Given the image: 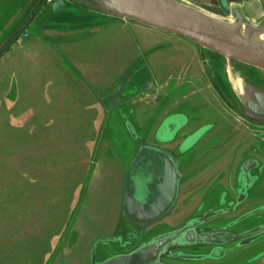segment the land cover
Masks as SVG:
<instances>
[{"label":"water","instance_id":"obj_1","mask_svg":"<svg viewBox=\"0 0 264 264\" xmlns=\"http://www.w3.org/2000/svg\"><path fill=\"white\" fill-rule=\"evenodd\" d=\"M0 1L3 2L0 3L2 6L14 3L11 0ZM8 1L11 2L7 3ZM68 1L116 20L133 22L183 37L202 49L220 55L226 61L230 85L236 91V98L243 105L244 111H241V115L238 116L244 117L246 115L264 125V89L256 84L246 82L243 75L234 70V65H244L264 71V39L256 38L257 35L264 34V8L259 3V1L264 3V0H247V3H245L246 0H210L209 2L212 3L213 7L204 8L180 0ZM41 2L42 0H38L33 5L31 1V9L20 19L21 21L17 22L15 30L8 37L0 40V54L7 50L24 32ZM70 7L71 3L68 4L65 0H57L50 7V11L58 16L60 23L56 28L57 33L53 34V38L48 35L45 36V41L52 44L53 47H59L58 42L61 41L75 42L82 38H92V36L99 39L100 34L106 29L95 25L92 14L70 12L68 11ZM205 11L226 17L232 16L234 22L217 19L208 15ZM21 12L19 10L10 12L8 20L16 19ZM249 17L252 22L248 20ZM89 28L93 29L86 30ZM127 31L123 32L127 33ZM84 34L87 37H84ZM129 38V42L125 40L129 46L123 47L125 53L132 52L129 48L134 40L131 37ZM105 40L108 41V39ZM98 44L101 43L98 42ZM111 46V44H105L106 57L101 58L100 63L103 69L106 68L107 64H110L112 59L107 52H117L115 51L116 47ZM162 47H164L163 44L153 47L152 50ZM138 51L140 50H136L137 53ZM80 59L81 57H79ZM92 61L97 63L95 58ZM73 65L76 72L81 76L80 69L82 67L78 68L75 64ZM136 70L137 68L123 79L111 78L115 81L106 84L113 86L108 89L98 85L101 82L98 84L89 83V86L79 87L77 81L73 80L72 75H68L65 71L64 73L68 75L66 82L60 79L59 73H55L52 78L50 75L47 84L46 79L43 78L45 89L42 92L44 93L40 92L42 95L36 99V109L30 111L31 118L24 117L22 122H26V124L21 126H14L13 119L7 118L4 120L6 124L0 128V137L5 136L9 131H14V129L18 130L19 132L16 135L18 138L14 141V150H16V146L23 145L28 139H31L32 143H36L49 138L56 121L57 115L54 112L53 102L58 99V94H45V91L48 88L50 92L51 89L54 90L53 92H57L56 89L59 88H54L59 87L62 83L63 86L68 87V91L71 89V84L76 85L75 89L72 88L73 91L69 93L68 98L63 102L67 109H61L62 115L67 114V117L80 118L75 120L74 124L77 134L83 128H89L97 132L95 128L96 119H93L94 122L91 123L84 122L86 121L85 113H87H84V110H93L95 107L101 109L103 107L104 110H108L113 106L121 107L123 103L135 97L143 99L144 95L154 92V82L151 77L145 74H141L142 79L139 83L131 84L126 88ZM101 78L111 80L106 72L103 73ZM232 80L240 81L241 91ZM8 89L11 90L10 93L8 92L5 96L1 94L0 105L2 107L11 106L12 100H10V97L14 96L12 94L13 88L9 85ZM56 108H59L58 103ZM0 111L2 113V109ZM78 112L83 114V119L78 117ZM43 113L44 116L42 117ZM99 113L96 112V117ZM106 113L105 111L104 114L106 115ZM5 115H7L6 111ZM125 121L129 134L137 144L136 155L131 160L129 167L127 169L123 168V181L119 197L120 212L130 226V230L122 235L125 239L120 237L96 241L90 252V260L81 264H168L162 261L163 258L167 257L191 264H205V261L217 259L220 254L224 256L225 253H235L237 249L262 239L264 232L260 226L253 228L250 227V224L242 225L239 222L228 223L225 226L212 229L210 232L199 229V226L205 224L208 220L210 221L211 217L224 214L223 211L216 210L204 214L198 212L200 215L178 227L173 225L166 231H158L152 234L158 225H167L163 222L173 215L183 194L184 178L182 168L178 163L176 153L164 145L168 143V140H173V136L184 128L189 120L181 113L168 115L162 124V128L171 130L170 135L168 134L169 136L165 140L163 138L156 140L157 142L154 144H150L144 136L138 134L131 121L127 118ZM39 124L43 125L44 129H38ZM168 125L172 126L171 129ZM202 128L197 132L198 136L197 134L193 135L185 141L180 148L181 154L197 144L201 135L205 133L203 131L205 128ZM165 130L160 135L161 137L167 135ZM1 141L2 139H0ZM27 157L29 158L23 159H28L30 164L32 160L33 162L38 160L42 163V161L46 162L47 159H51L48 155H45L43 159L37 155H28ZM106 158L109 160L108 156ZM256 163L259 164L256 169L259 170V176L262 178L264 164L253 158H246L241 161V174L247 176L248 170ZM44 168V171L36 168L37 176L34 177L29 172V177L25 182L26 185L22 187L17 178L20 174L16 173L14 176L16 179L11 182L7 180L8 185L5 193L0 192V231L2 227V233H0V264H48L47 258L52 256L55 248L53 239L64 234L68 225L66 217L59 221L55 217L58 213L59 215L61 213L59 211L60 202L55 201L56 197H51L52 191L48 190L47 187L45 189L50 194L39 191L40 185L45 184L44 182L48 181L50 173L53 172V167L49 164ZM2 177L5 179L4 176ZM33 187L35 189H32ZM242 196L244 197L245 194ZM46 224H50V226L49 230L46 229L45 231ZM234 228L237 230H234ZM110 242H121L122 249L114 252L109 257L98 260L97 248L100 245H108ZM44 243L46 244L45 247H41L39 251V245H44ZM225 244L233 245V247L228 249L224 246ZM208 248L212 249L209 251ZM196 249H200L201 253L192 251ZM206 249H208V252H206ZM223 256L220 259L224 258Z\"/></svg>","mask_w":264,"mask_h":264},{"label":"rangeland","instance_id":"obj_2","mask_svg":"<svg viewBox=\"0 0 264 264\" xmlns=\"http://www.w3.org/2000/svg\"><path fill=\"white\" fill-rule=\"evenodd\" d=\"M11 1H14L12 5L6 4L3 6L1 5L3 2L0 1V40L8 37L10 33L15 30L17 22L21 21L20 19L31 9L32 3L34 5L38 0H31L32 3L31 1L29 2V0ZM54 1L57 0H42L35 14L38 15L40 11V14L50 12V7ZM180 1L201 8L213 7L212 3L209 2L210 0ZM245 3H247V0ZM15 10L22 12L19 17L9 21L10 12H14ZM78 11L79 13L83 12L88 15L96 13L82 7H80ZM205 12L223 21L234 22V17L232 16L224 17L219 14L216 15L214 12ZM248 20L252 22L250 17ZM40 21L42 20H39V22ZM39 22L35 20V22L32 23L31 21L18 39L7 50L0 54V82L2 83L4 80V73L8 70L7 81L10 83L11 88H15L18 75H15L11 68L15 67L18 73L20 72L24 75L22 82L25 86L23 88L30 93L27 94L24 101L25 103H28L32 99L39 98L40 95L44 93L42 91H44L45 87H43L42 80L43 78L46 79L45 76L54 75L55 73L61 74V71L63 73L64 71L67 72L70 76L72 75L74 78L72 79L77 81L79 87L89 86V83L98 84L101 82V84L98 85L104 89H108L113 86L106 84L115 81V79L111 78L118 77L123 79L137 68L129 80L126 86L127 88L131 84L139 83L142 79L141 74L151 77L154 81H158L162 78L163 74H165L163 63L166 59L169 60L172 55L175 57L177 50L185 53L190 48L191 51H195L196 57L198 56L199 47L183 37L161 32L133 22H129L131 25L127 33H122L119 30H110L109 33L103 31L99 39L93 38L94 36L88 38L84 34L83 36L87 37V39L82 38L75 42L61 41L58 42L59 47H53V45L45 41V36L48 35L53 38V34L57 33V29H45V26L41 29ZM50 24V20L44 23V25L48 26H50ZM91 29L93 28L86 30L90 31ZM88 36L90 37V35ZM129 37L134 40L129 48L132 52L129 53L127 50V53H125L123 47L129 46L127 43L130 41ZM105 39H108V41L106 42ZM98 42L101 44H98ZM105 44H111V47H116L115 51L117 52H107L108 56L112 57V59L110 64H107L106 68L103 69L100 63L101 58L106 57L104 52ZM162 44L165 45V47L152 50L153 47ZM32 49L36 51V56L30 54V50L33 51ZM136 50H140L138 51V53L140 52L139 58L137 57L138 53ZM173 51L175 52L173 53ZM205 54L208 56L210 55V58H213V62H217V73L221 80L222 67L220 61H223L224 58L215 53L205 52ZM79 57H81L80 60ZM94 58L98 64L92 61ZM33 61L37 62L36 66H33ZM38 61H40V64ZM73 64L78 68L82 67V69H80L81 76L76 72ZM40 66L43 68L42 71L39 68ZM239 67V70L242 69L247 73L252 70L256 71L259 75L258 78L264 80V71L244 65H239ZM44 69L45 73H43ZM104 72H106L111 80H104L101 78ZM184 79L185 74L182 73L179 84L183 83ZM59 80L57 81L58 83ZM232 81L241 91L242 87L240 81ZM196 85V88L200 86L204 87L205 83L201 82ZM70 86L71 89H69V91L72 92V88L75 89L76 85L71 84ZM56 88L59 87H55L54 89ZM164 88H166V86H164ZM15 89H21V87L18 86ZM168 91L169 90L161 91V93ZM52 93L59 94L58 92H50L48 88L45 91V94ZM184 94V91L179 92L177 99ZM205 95H209L208 92H200L190 96L188 100H182L176 112L177 114H184L185 118L187 117L188 120L192 119L190 125L193 127H195L193 119L202 118L199 123L205 124L202 126L205 128V130H203L205 131V133H203L205 141L201 143L202 150L208 149V144L213 142L218 134H221L223 129L227 127L226 124L232 120V116L216 103L212 105L208 104ZM160 99V94L148 98L151 102L147 106L145 102H142V98L135 97L123 103L121 107L113 106L108 110H104L103 107L101 109L100 107L96 108L94 106L95 109L93 110H84V113L87 112L85 113L86 121L84 122L91 123L94 122L93 119H96L95 128L97 132L89 128H83L78 134L76 133L74 124L76 122L75 120H79L80 118L75 119L74 116L67 117V114H65V117L61 113L60 104H58L59 108H56L57 103L54 101V112L57 116L55 115L56 121L49 138L36 143H32L31 139H28L23 145L19 147L16 146V150H14V141L18 138L16 137L19 132L18 130L14 129V131L7 132L4 138L3 136L0 137V139H3L0 142V192L5 193L7 189L6 186L8 185L7 180L11 182L16 179L14 177L16 173L20 174L17 178L22 187L26 185L25 182H27L30 173L32 177L37 176L36 168L44 171V166L48 164L53 167V172L50 173L48 181L44 182L46 185L41 184L39 191L42 193L46 192L47 194H50L48 190L52 191L51 197H56L57 199H55V201L60 202L59 211L62 213H60V215L58 213L55 217L58 221L66 217L68 225L62 236L53 239V246L55 248L52 256H48L47 258L48 264L86 263L91 258L90 252L96 241L108 238L117 239L123 237L122 235L130 230V226L124 220L120 212L119 197L123 181V168L127 169L129 167L131 160L136 155L137 144L127 130L125 119L127 118L131 121L137 133L144 136L150 144L156 143V140L163 138L160 135L165 130L162 128L164 121L160 118V114L161 117L164 116L163 112L168 108L164 106L169 104V100L159 102ZM10 100L13 99L10 97ZM105 111L107 112L106 115L104 114ZM96 112L97 114L100 112L97 117ZM6 116L7 115H5V117ZM43 116L44 113L42 114V117ZM78 117L83 119V114L78 112ZM22 120L23 118L20 119V121ZM206 120L209 122L207 123ZM216 122L219 123V125L216 126ZM168 126L171 129L172 126ZM1 127L2 126H0V128ZM38 129H44L43 125L39 124ZM170 132L171 130L169 129L165 130L167 135L164 137L169 136ZM196 153L197 152H195L193 148L182 153L180 166L184 174L183 194L173 215L168 217L163 223L172 226L183 222L186 216L192 212L193 206L197 207L201 203L203 205L198 212L202 214L209 213L213 210L223 211V215L211 217L210 221L212 222L223 218V220L230 224L235 222H239V224L242 225L259 223L264 232V167L263 170L261 169L263 171V177L260 183H257L258 185L251 194L252 196H257L259 192L261 201H257L258 199L252 200L251 195L243 199V194H241L236 201H234L235 199L229 200L224 195L226 187L218 181L212 183V185L214 184L212 186L214 191L204 193L205 190H203V192L199 194L200 196L198 195L199 197L197 196L198 198L195 199L191 196L193 192L192 187L197 188L198 186H193V184L198 183V181L188 180L189 173L191 172H189L190 169L186 167V165L189 164L191 160L196 159V156H198ZM28 155H37L42 157V159L45 155H48L51 159H47L46 162L42 161V163L38 160L34 162L32 160L30 164L28 159H23L29 158L27 157ZM106 156H108L109 160ZM200 157H203L199 159L200 161H208L212 160L214 155L209 152L207 154H202ZM239 157L240 159L238 162H241L245 160L248 155L244 153L240 154ZM259 159L260 162L264 164V157H259ZM222 164H225V162L223 161ZM2 176H4L5 179ZM237 176L241 179L243 174L238 173ZM205 182V179L200 180L199 183H201V185L199 184L198 188H201L199 190L206 187V185H204ZM207 182H209V180ZM46 187L48 190L45 189ZM32 189L35 188L33 187ZM203 193L206 197L205 199H202ZM233 203H236L237 206L233 207ZM231 208L233 211L230 210ZM49 226L50 224H46L44 230H49ZM164 228V225H158L152 234ZM0 233H2V227ZM260 240L261 243H259ZM45 245V243L44 245H39L40 247L38 250L40 251L41 247L43 248ZM121 249V242H110L108 245H100L97 248L98 260L109 257L113 255L114 252L120 251ZM221 256L223 255L220 254L217 259L202 262L205 264H264V236L262 239L237 249L235 253H225L223 256L224 258L220 259ZM50 259L51 261L49 262Z\"/></svg>","mask_w":264,"mask_h":264},{"label":"flooded vegetation","instance_id":"obj_3","mask_svg":"<svg viewBox=\"0 0 264 264\" xmlns=\"http://www.w3.org/2000/svg\"><path fill=\"white\" fill-rule=\"evenodd\" d=\"M65 1L68 2V4L71 3V7L68 11L79 12L78 9H80V7L78 5L74 4L73 2H69L68 0ZM55 2L56 1H54L53 3ZM40 13L41 11L38 13V15H34L32 23L35 22V20L36 22L42 20L40 21L42 23L39 22L41 29H43L44 26L45 29H48L57 28V26L60 25V23L54 21L55 15L51 11L45 14ZM49 20L51 23L50 26L44 25V23ZM125 23L126 25H128L126 28L129 30L131 24L129 22ZM194 45L196 44L194 43ZM196 46L199 47L197 57L195 51H191V49L189 48L185 53H182L180 50H177L175 57L174 55H172L169 60L166 59V61L163 63V69L165 74H163V77L160 78L158 81L153 80L154 92L152 94L144 95L142 102H145V104L148 106V104H150L151 102L150 100H148V98H151L156 94L161 95V99L159 102L169 100V104L167 106H164L168 107L163 112L164 116L161 117L160 114V118H162V120L164 121L168 115L177 112L182 100H188L190 96L196 95L200 92H208L209 95H205L207 103L211 105L216 103L219 107L223 108L229 115L232 116V120L226 124L227 127L223 129V132L221 134H218L217 138L213 142L208 144V149L202 150L201 148V143L205 141V136L203 137V135H201L200 140L193 147V149H195V152H197L196 155L198 156H196L195 160H191L189 164L186 165V167L190 169L189 172H191L189 173L188 180H197L198 183L193 184V186L197 185L199 187V184L201 185V183H199L200 180L205 179L206 182L204 183V185H206V187H203L201 190H199L201 187H192L193 192L191 196L196 199L200 196L199 194L203 192V190H205L204 193L214 191V188H212L214 184L212 185V183L218 181L226 187V192L224 195L227 199H235L234 201H236L240 194H245V196L242 198L246 199L249 195L252 194V191L260 183L261 176H259V170L256 169L259 164L256 163V165H254L250 170H248L247 176H242V178L239 179L237 175L238 173H241L242 167L240 164L241 162H238L240 159L239 155L246 153L248 155L247 158L256 159L258 160V162L260 160L259 157H264V125H261L260 123L250 119L246 115H243L244 117L238 116L241 115V111H244L243 105H241V103L238 101V98H236V91H234L233 87L230 85V82L228 80L229 78L228 70L226 68V61H220L222 67V79L220 80V76L218 77L217 73V62H213V58H210V55L208 56L205 54V52H212L206 49H202L198 45ZM174 52L175 51H173V53ZM239 68V65H234V70H237L239 74L243 75V79L246 82L250 84H256L258 87L264 89V80L258 78L259 75L256 73V71L252 70L247 73L244 72L242 69L238 70ZM182 73L185 74V79L183 83L179 84L180 76L182 75ZM201 82L205 83V86H200L199 88H196V84H200ZM164 86H166V88H164ZM165 90L169 91L161 93V91ZM182 91H184L185 94L177 99L179 92ZM201 119L202 118L193 119L195 127L190 125L192 119H189L188 124L173 136V140H168V143L164 145L166 148L176 153V157L179 164L180 158L182 157V154L180 153L181 146L185 143L188 138L192 137L193 135H196L199 129L203 125H205L199 124ZM208 122L209 121H207V123ZM217 125H219V123L216 122V126ZM198 135L199 134H197V136ZM165 139L166 137L163 136V140ZM209 152L214 155V158H212V160H199L200 158H203L200 157L202 154H207ZM223 161L225 162V164H222ZM182 175L184 178L183 171ZM208 180L209 182H207ZM204 193L202 194V199L206 198L204 196ZM228 196L231 198H229ZM251 199H258L257 201H261L260 193L258 192L257 196L251 195ZM202 205L203 204L200 203L197 207L193 206L192 212L186 216L184 221L174 227H178L184 224L186 221L200 215V213H198V210L201 208ZM236 206V203H233V207ZM230 210H232V208ZM228 223L229 222H226L225 220H223V218L214 222L208 220V222H206L205 224L200 225L199 229H204L207 232H210L212 229L225 226ZM259 226V223L250 225V227L253 228ZM171 227H173V225H166L163 230H160V232L166 231ZM234 230L237 229L234 228ZM127 235L128 233L126 234V236ZM259 243H261V241H259ZM224 246L228 249H231V247H233V245L226 244ZM208 249L210 251L212 248ZM208 249H206V252H208ZM192 251H196L195 253H201L200 249ZM162 261L168 264H191L178 259H171L168 257L163 258Z\"/></svg>","mask_w":264,"mask_h":264},{"label":"crops","instance_id":"obj_4","mask_svg":"<svg viewBox=\"0 0 264 264\" xmlns=\"http://www.w3.org/2000/svg\"><path fill=\"white\" fill-rule=\"evenodd\" d=\"M260 6L262 8H264V3L262 1H259ZM92 15L98 19L95 23V25H97L98 27H105L106 29L104 30V32L106 31V33H109L110 30H114L116 31L117 29L119 31H125L128 30L126 27L128 25H126V23L124 21H120V20H116L113 19L109 16L100 14V13H92ZM255 25V24H254ZM52 45V44H51ZM33 51L30 50V54L31 55H37L36 51L34 49H32ZM17 55V54H16ZM33 57V56H32ZM45 58V57H44ZM46 60V59H45ZM34 62V61H33ZM38 63L40 64V61H38ZM37 62H34L33 66H36ZM42 66V65H41ZM39 67L42 71V67ZM14 74L18 75L17 77V85L15 88H17L18 86L21 87V89H15L13 88V92L12 94H14V96H12V101H11V107H2L0 105V110L2 109V113L0 111V126L5 125V121L7 118L8 119H13V125L14 126H21V125H25L26 122H22L20 121L21 118H24L27 116V118H31L30 117V111L36 109V99H32L31 101H29L28 103H25V98L27 97V94H30L28 91H26L23 87L25 86V84L22 82V79L24 78L20 72V74L16 71L17 69L15 67H11ZM36 68V67H34ZM45 71V69L43 70V72ZM61 74L59 75L60 79H62L63 82H66L68 75L66 73H63L62 71L60 72ZM46 77V84L48 83V77L49 75L45 76ZM53 77V75H51V78ZM8 79V70L5 71L4 73V80L2 81V83L0 82V97L1 94L2 96H5L8 92L10 93L11 90L8 89L10 83L7 81ZM42 82L44 83V81L42 80ZM11 86V85H10ZM67 86H63L62 85L59 86V89H56V91L59 93L58 94V99L56 100V102L58 104H60V109H67L63 104L64 100H66L68 98V95L70 93V91H68ZM51 92H53V89H51ZM52 99H54V97H52ZM59 107V106H58ZM5 111L7 116L5 117ZM13 111V112H12ZM4 135V134H3ZM4 138V136H3ZM3 140V139H2Z\"/></svg>","mask_w":264,"mask_h":264},{"label":"bare ground","instance_id":"obj_5","mask_svg":"<svg viewBox=\"0 0 264 264\" xmlns=\"http://www.w3.org/2000/svg\"><path fill=\"white\" fill-rule=\"evenodd\" d=\"M92 14V13H91ZM217 15V14H216ZM211 16V15H210ZM213 17V16H212ZM224 17H226V16H224ZM216 18V17H215ZM218 19V18H217ZM98 19H96L95 17H94V19H93V22H96ZM54 21L55 22H57V23H59V18H58V16H56L55 15V17H54ZM226 22H228V21H226ZM256 38H258V39H264V34H260V35H257L256 36Z\"/></svg>","mask_w":264,"mask_h":264}]
</instances>
